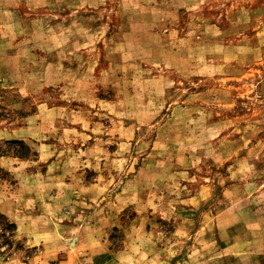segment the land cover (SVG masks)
<instances>
[{
	"label": "rangeland",
	"instance_id": "rangeland-1",
	"mask_svg": "<svg viewBox=\"0 0 264 264\" xmlns=\"http://www.w3.org/2000/svg\"><path fill=\"white\" fill-rule=\"evenodd\" d=\"M0 213V264H264V0H0Z\"/></svg>",
	"mask_w": 264,
	"mask_h": 264
},
{
	"label": "trees",
	"instance_id": "trees-1",
	"mask_svg": "<svg viewBox=\"0 0 264 264\" xmlns=\"http://www.w3.org/2000/svg\"><path fill=\"white\" fill-rule=\"evenodd\" d=\"M16 237V226L11 223L4 215L0 213V244L6 246V249H10L18 242L15 240ZM4 252L0 251V255Z\"/></svg>",
	"mask_w": 264,
	"mask_h": 264
}]
</instances>
